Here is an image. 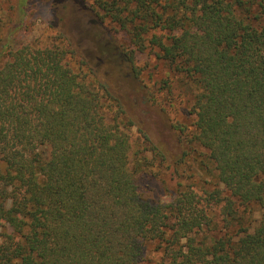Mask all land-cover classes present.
I'll list each match as a JSON object with an SVG mask.
<instances>
[{
    "label": "trees",
    "instance_id": "trees-1",
    "mask_svg": "<svg viewBox=\"0 0 264 264\" xmlns=\"http://www.w3.org/2000/svg\"><path fill=\"white\" fill-rule=\"evenodd\" d=\"M82 1L0 31V264H264V0Z\"/></svg>",
    "mask_w": 264,
    "mask_h": 264
},
{
    "label": "rangeland",
    "instance_id": "rangeland-1",
    "mask_svg": "<svg viewBox=\"0 0 264 264\" xmlns=\"http://www.w3.org/2000/svg\"><path fill=\"white\" fill-rule=\"evenodd\" d=\"M0 0V31L4 36L12 30V43L11 48H18L25 44H36L39 46H49L55 41L57 30L50 26L49 21L52 17V2L51 0ZM67 5H69L70 15L69 18L71 24V30L75 34L78 42L81 45H87L89 43V34L94 35L91 29V21H93L92 14L87 10L86 3L82 0H65ZM62 13L63 10H61ZM10 35V36H11ZM154 56V55H153ZM156 57L150 58V56L145 53H140L138 58V63L140 65L147 66L146 73L155 72V64L152 63L156 61ZM163 73L166 75L167 67L164 65L162 69ZM147 76V75H146ZM186 99V97H183ZM179 106L185 109L187 105V99L182 101L179 100ZM183 111V110H182ZM141 115L150 127L154 130L161 132L160 136L165 133L162 130L160 121L149 110H142ZM134 135L135 128L130 130ZM183 168L185 166H182ZM198 178H203L198 176ZM189 183L193 182V178L186 180ZM198 187L203 184L202 181L196 180ZM213 183V181L211 182ZM162 193V192H161ZM169 196L168 194L161 195V197ZM255 211L252 214L253 223L257 224L259 217L261 215L262 209L260 207H255Z\"/></svg>",
    "mask_w": 264,
    "mask_h": 264
}]
</instances>
